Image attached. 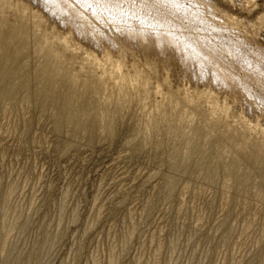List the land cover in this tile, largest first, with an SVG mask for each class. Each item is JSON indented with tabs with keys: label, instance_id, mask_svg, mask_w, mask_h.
I'll use <instances>...</instances> for the list:
<instances>
[{
	"label": "rangeland",
	"instance_id": "1",
	"mask_svg": "<svg viewBox=\"0 0 264 264\" xmlns=\"http://www.w3.org/2000/svg\"><path fill=\"white\" fill-rule=\"evenodd\" d=\"M6 1L0 264H264V0Z\"/></svg>",
	"mask_w": 264,
	"mask_h": 264
},
{
	"label": "bare ground",
	"instance_id": "2",
	"mask_svg": "<svg viewBox=\"0 0 264 264\" xmlns=\"http://www.w3.org/2000/svg\"><path fill=\"white\" fill-rule=\"evenodd\" d=\"M26 2H28V0H25ZM24 1V2H25ZM231 1H233V0H231ZM242 2H243V6H244V8L245 9H248V8H250V6H251V4L254 2V0H241ZM17 2V1H16ZM15 2V7H17V9L20 11V12H28V11H31L30 10V8H31V6L29 7L27 4H25L24 2H21V0H20V2H17L16 3ZM32 2H34V1H32ZM31 2V3H32ZM48 2V1H47ZM37 3V2H36ZM35 3V4H36ZM42 3H43V1H42ZM54 3V2H53ZM49 4V3H48ZM254 4V3H253ZM0 5L1 6H5V5H8V2L6 1V0H0ZM31 5H33V4H31ZM38 5H39V3H38ZM41 6H43V5H41ZM55 6V5H54ZM58 6V5H57ZM54 8V7H53ZM52 8V10L54 11V9ZM57 8V7H56ZM243 8V9H244ZM39 9V8H38ZM41 10H43V8L42 9H40V10H38V11H40V13H42L41 12ZM51 10V9H50ZM55 11H56V9H55ZM39 13V12H38ZM44 13V12H43ZM42 13V14H43ZM58 26V25H57ZM57 29H58V27H57ZM56 30V29H55ZM59 31V30H58ZM132 31V30H131ZM54 32V33H53ZM53 34H55V37H57L59 40H61V41H64V42H66V37L63 35H59V33L58 32H56V31H54V29H53ZM61 32V31H60ZM133 32V31H132ZM134 33V32H133ZM60 34H63V33H60ZM129 36H131V35H129ZM126 38H129L128 36L127 37H125V39ZM133 38V37H132ZM124 39V41L125 42H127V41H129V39H126L125 40ZM131 39V38H130ZM148 39V38H147ZM135 40V39H134ZM134 40H133V42H134ZM150 40V39H149ZM152 41H153V39H151ZM131 41V40H130ZM142 41H144V40H142ZM141 41V43H143ZM147 41V43L149 44V47L151 46V45H153V44H151V43H149L148 42V40H146ZM146 41H144V42H146ZM157 41V40H156ZM151 42V41H150ZM154 42H155V39H154ZM159 42V41H158ZM167 42V41H166ZM140 43V41H139V44H141ZM156 43V42H155ZM154 43V44H155ZM161 43H163V42H161ZM128 44H129V42H128ZM131 44V43H130ZM156 44H158V43H156ZM165 44V43H164ZM144 45H145V43H144ZM147 45V44H146ZM160 45V44H159ZM162 45V44H161ZM141 46V45H140ZM148 46V45H147ZM156 46V45H155ZM164 46V45H163ZM163 46H161L162 48H163ZM148 47V48H149ZM157 47V46H156ZM156 47H155V49H156ZM145 48H146V46H145ZM159 48V47H158ZM165 48H167V47H165ZM164 52V51H163ZM162 53V52H161ZM164 54V53H163ZM2 55H4V54H2ZM0 58H2L1 56H0ZM3 59L5 60V57H3ZM2 59V60H3ZM1 60V59H0ZM2 60L0 61L1 63H2ZM6 65V64H5ZM3 66H4V63H3ZM48 65H45V67L43 68V70L42 71H39L38 72V74H35L33 77H31L30 79L28 78V79H26L25 81H24V83H23V85L27 88V89H29L30 87H31V85H33L34 87H33V92H34V95L36 94V95H40V96H42V97H44L43 99H47L46 101L47 102H50V103H52L59 111L60 110H64V111H66V112H69V117L72 119V120H75L76 118H80V117H82L83 118V116H85L86 115V112L84 113V111H83V109H79V107L81 108L82 106H79L78 108H77V106H74V105H72L71 103H72V95H73V92H75V91H73V87H75V83H74V80L73 81H68V82H64V93L61 95V94H56L54 91H53V89H51V87L48 85V84H39L37 81H38V78H39V76L41 75V77L43 76V75H47L48 74ZM40 79V78H39ZM39 84V85H38ZM4 85V84H3ZM18 86V85H17ZM4 87V86H3ZM1 88L0 89V92H2V91H4L5 89L4 88ZM32 88V87H31ZM30 90V89H29ZM28 92V91H27ZM32 92V93H33ZM3 93H5V92H3ZM1 94V93H0ZM31 96V95H30ZM45 102V101H44ZM46 103V102H45ZM81 103V102H80ZM73 104H75V103H73ZM77 104V103H76ZM81 105V104H80ZM49 106H50V104H49ZM103 109H105V108H103ZM82 110V111H81ZM60 113V112H59ZM57 114V113H56ZM76 121V120H75ZM237 163V162H236ZM235 163V164H236ZM239 165V164H238ZM233 167H234V164H233V166H232V170H231V168L229 169V170H231V171H234V169L236 170V167L233 169ZM213 169V168H212ZM213 171H215V170H212V172ZM231 171H229V173L231 172ZM210 173V172H209ZM210 175V174H209ZM214 178V177H213ZM244 181V180H243ZM242 181V182H243ZM241 182V183H242ZM1 263V262H0Z\"/></svg>",
	"mask_w": 264,
	"mask_h": 264
}]
</instances>
